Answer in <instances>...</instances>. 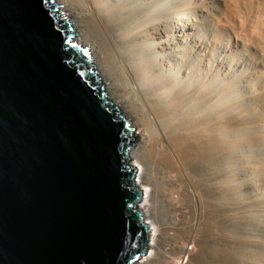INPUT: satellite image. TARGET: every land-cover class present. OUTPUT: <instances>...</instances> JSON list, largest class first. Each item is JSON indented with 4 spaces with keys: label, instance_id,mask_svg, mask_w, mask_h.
Returning <instances> with one entry per match:
<instances>
[{
    "label": "bare ground",
    "instance_id": "1",
    "mask_svg": "<svg viewBox=\"0 0 264 264\" xmlns=\"http://www.w3.org/2000/svg\"><path fill=\"white\" fill-rule=\"evenodd\" d=\"M54 3L135 130L134 264H264V0Z\"/></svg>",
    "mask_w": 264,
    "mask_h": 264
},
{
    "label": "water",
    "instance_id": "2",
    "mask_svg": "<svg viewBox=\"0 0 264 264\" xmlns=\"http://www.w3.org/2000/svg\"><path fill=\"white\" fill-rule=\"evenodd\" d=\"M54 0H0V264H134V128Z\"/></svg>",
    "mask_w": 264,
    "mask_h": 264
},
{
    "label": "rangeland",
    "instance_id": "3",
    "mask_svg": "<svg viewBox=\"0 0 264 264\" xmlns=\"http://www.w3.org/2000/svg\"><path fill=\"white\" fill-rule=\"evenodd\" d=\"M56 4H57V3H56ZM149 256H151V249H148L146 255L143 256L142 259H143V258H146V257H149ZM142 259H141V260H142Z\"/></svg>",
    "mask_w": 264,
    "mask_h": 264
}]
</instances>
